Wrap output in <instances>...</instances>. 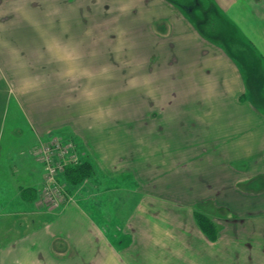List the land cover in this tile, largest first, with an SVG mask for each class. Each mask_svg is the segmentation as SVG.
I'll use <instances>...</instances> for the list:
<instances>
[{
  "label": "crops",
  "instance_id": "0c3cea01",
  "mask_svg": "<svg viewBox=\"0 0 264 264\" xmlns=\"http://www.w3.org/2000/svg\"><path fill=\"white\" fill-rule=\"evenodd\" d=\"M192 1L0 0V217L16 219L0 264H264V105L249 96L260 75L264 93V0ZM200 4L207 21L196 15ZM210 16L254 48L258 73L229 38L211 35ZM104 56L115 65L127 58L175 115L160 111L156 125L142 115L140 132L100 115L113 107L100 93ZM51 136L94 159L96 177L133 173L144 195L119 242L81 206L86 199L41 200L43 168L22 158ZM14 162L37 169L17 176ZM24 187L36 195L25 198ZM199 208L218 224L215 240L200 228Z\"/></svg>",
  "mask_w": 264,
  "mask_h": 264
},
{
  "label": "rangeland",
  "instance_id": "374dc122",
  "mask_svg": "<svg viewBox=\"0 0 264 264\" xmlns=\"http://www.w3.org/2000/svg\"><path fill=\"white\" fill-rule=\"evenodd\" d=\"M195 2V1H194ZM205 6L209 4V1L204 0L203 1ZM187 3L189 4V7L193 5L192 0H187ZM202 3V2H201ZM199 5V4H198ZM205 6H202L200 4V8L198 9V14H196L200 19H205L204 12H205ZM188 7V8H189ZM208 19L206 18L205 21ZM209 25H210V32L212 31L211 35H218L219 38H229L231 42V52L236 53L237 56H239L240 60L247 64L251 71L253 73H258L259 70V63L258 59L256 58V51L254 48L248 44V46H241L239 43L240 38L238 37L239 34L236 30L234 32L232 29H230L225 23H223V20L217 16H210L209 17ZM219 27V30H217ZM11 34V33H10ZM12 36V35H11ZM228 39V41H229ZM124 56L128 58V54L126 51H124ZM127 58H122L124 60L119 61V64L112 61L110 57L104 56L101 61H104L100 64L103 65V67L107 68V72H103L105 75L103 77V88L100 92L103 95L104 102H113L112 108H104V109H98L101 113L100 115L105 117H113L118 118L120 121H125V123L131 122L132 124H128L129 126L133 127L134 132L143 131L144 126L142 123L139 122V118H141L142 115L147 116V120L152 121L153 123L156 122L157 124H160L163 119H157L154 118L156 115L158 116L160 114V111L162 112L161 116H165L170 118L172 115H175L176 110L178 109H168L167 112H164L162 107L160 106L159 101L164 99L163 92L158 93V97L155 96L156 91H149L148 90V82L146 81V77L143 72H129V69H131L132 65L131 62H127ZM13 63L16 70H20L21 65L19 66V63L14 60L9 61L8 64ZM98 63V64H99ZM95 64V61H92L90 64ZM114 65L117 67L118 70H115ZM252 76V72H251ZM26 78V80H32L31 76H23ZM252 78V77H251ZM108 79V80H106ZM262 76H256L254 77L253 81L251 80L253 88H255V96H258L257 98H254L255 96L252 95L249 92V96L253 97V99L261 104L264 105V93L260 91ZM147 84V85H146ZM4 85L2 82H0V92H5ZM15 90L16 85L13 77V81L9 80V94H8V100L9 106L12 107V103L15 99ZM78 92H71V94L78 95ZM161 93V95H160ZM160 96V98H159ZM186 98H188V95H185ZM155 98L156 105L155 106H149L151 98ZM257 99V100H256ZM11 109L7 111V116L9 117V121L7 125L5 124L3 128L2 134H7L10 129V122L12 120V114ZM114 112V113H113ZM113 114V116H112ZM3 115V109H1L0 105V119ZM21 124V122H20ZM126 126V128L128 127ZM187 126V125H186ZM120 127V126H119ZM121 127L125 128L124 125H121ZM158 127V126H157ZM56 130V129H54ZM58 130V129H57ZM57 131H54V133H51L52 136H54ZM51 136V137H52ZM3 142L5 139V136L2 137ZM7 141H5L6 143ZM67 142H73L74 141L67 140ZM136 143L138 144V140H136ZM46 143L42 142L40 146L36 147L35 149H32L31 151H28L22 160L29 159L33 156V158L36 160V162L43 168V186H42V198L41 200L51 205V200L49 197V194L47 193V180L45 176L46 172V164L42 159V147ZM76 145V144H75ZM79 148L77 146L74 148V150L71 152L72 155L76 158H72L70 154H68V158L66 160L67 164H65L63 171L60 173L59 177L57 178L60 185V190L63 192L65 191V199L70 200H80L81 201L86 199V202H82L81 206L85 209V211L91 216V218L98 223L101 228L103 229L104 233L109 235L113 241H120L123 239L124 235L128 231V222L130 221L129 218L132 217L133 211L135 207L137 206V203L139 201V198L144 195L142 190H139L137 186L138 181H136L135 177L133 176V173H121L119 175L114 176H108L105 173L99 172L98 177L97 175V169L96 168V161L94 159H84L92 161L95 165L94 173L93 175L88 178L87 180H83L80 183H77L75 185H71L68 183L65 179V169L73 164L78 163L80 160H83L81 156L83 155V150H81V156L79 152ZM72 158V159H71ZM33 169H37L32 164L25 163L23 165V169L21 166L16 165V163H13V173L14 175L18 176V173L21 174L22 172H30ZM67 170V169H66ZM144 173V172H143ZM146 173H144L145 175ZM31 176V175H29ZM23 178H21L22 180ZM26 183V182H25ZM136 186H135V185ZM41 187V186H40ZM39 187V188H40ZM25 189H33V188H27ZM36 189V188H35ZM42 203V202H41ZM41 203H39L41 205ZM52 206V205H51ZM56 207V206H53ZM199 211H202V209H198ZM205 212V211H203ZM207 214V213H206ZM210 216V215H209ZM16 219L15 218H8V217H0V241L7 240L8 242L11 240L13 241V230L12 228L15 226ZM9 237V238H6ZM145 264V263H144ZM150 264V263H146Z\"/></svg>",
  "mask_w": 264,
  "mask_h": 264
},
{
  "label": "built area",
  "instance_id": "2783aa9c",
  "mask_svg": "<svg viewBox=\"0 0 264 264\" xmlns=\"http://www.w3.org/2000/svg\"><path fill=\"white\" fill-rule=\"evenodd\" d=\"M76 147L73 142H65L58 137H52V139L42 147V159L46 164V180H47V193L49 194L51 205L60 206L63 202L68 199H65V191L61 192L60 183L57 178L60 173L63 171L68 154L73 156L71 152ZM71 158V159H72Z\"/></svg>",
  "mask_w": 264,
  "mask_h": 264
},
{
  "label": "trees",
  "instance_id": "16d2710c",
  "mask_svg": "<svg viewBox=\"0 0 264 264\" xmlns=\"http://www.w3.org/2000/svg\"><path fill=\"white\" fill-rule=\"evenodd\" d=\"M66 169V181L71 185H75L85 179L87 180L88 178H90L95 172V165L92 161L80 160L76 164L72 163ZM22 194L25 198H30L31 194L36 195V189H23ZM195 215L197 222L203 232L209 237V239L215 240L219 232L218 224L211 218V216H209L203 211L197 210Z\"/></svg>",
  "mask_w": 264,
  "mask_h": 264
}]
</instances>
